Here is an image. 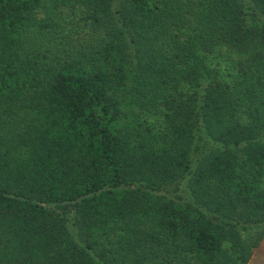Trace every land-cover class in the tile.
Returning <instances> with one entry per match:
<instances>
[{"label":"trees","instance_id":"trees-1","mask_svg":"<svg viewBox=\"0 0 264 264\" xmlns=\"http://www.w3.org/2000/svg\"><path fill=\"white\" fill-rule=\"evenodd\" d=\"M263 240L264 0H0V264Z\"/></svg>","mask_w":264,"mask_h":264},{"label":"rangeland","instance_id":"rangeland-1","mask_svg":"<svg viewBox=\"0 0 264 264\" xmlns=\"http://www.w3.org/2000/svg\"><path fill=\"white\" fill-rule=\"evenodd\" d=\"M249 264H264V240L260 247L255 251L254 258Z\"/></svg>","mask_w":264,"mask_h":264}]
</instances>
